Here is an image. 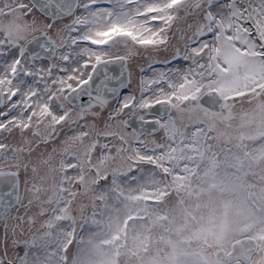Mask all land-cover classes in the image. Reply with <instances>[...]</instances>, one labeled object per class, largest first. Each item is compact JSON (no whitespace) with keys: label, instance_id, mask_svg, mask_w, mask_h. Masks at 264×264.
<instances>
[{"label":"snow or ice","instance_id":"6c2138e0","mask_svg":"<svg viewBox=\"0 0 264 264\" xmlns=\"http://www.w3.org/2000/svg\"><path fill=\"white\" fill-rule=\"evenodd\" d=\"M0 264H264V0H0Z\"/></svg>","mask_w":264,"mask_h":264}]
</instances>
